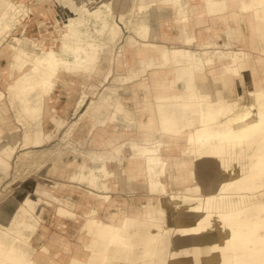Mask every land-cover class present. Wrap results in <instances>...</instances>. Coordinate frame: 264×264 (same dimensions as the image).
Listing matches in <instances>:
<instances>
[{
    "label": "bare ground",
    "instance_id": "obj_1",
    "mask_svg": "<svg viewBox=\"0 0 264 264\" xmlns=\"http://www.w3.org/2000/svg\"><path fill=\"white\" fill-rule=\"evenodd\" d=\"M15 1L21 3L23 9L24 5H28L26 0ZM15 1L0 0V33L5 27L4 20L8 16V9L16 6ZM197 1L191 0L188 6L189 11H193ZM228 1L204 0L210 7L219 5L221 8L219 18L226 22L233 16L232 13L227 12ZM230 1L233 9H238L237 18L241 9L250 24H254L256 18H264V2L261 0ZM133 2L122 11V18L127 19V23L137 31L153 38L163 37L162 28L156 30L146 22L141 24L133 22L132 14L137 10L138 5L153 4L164 7L173 4L180 8L182 13H185L181 0H134ZM56 3H58L59 14L58 17L52 19L55 28L51 31V34L55 36L70 35L72 27L69 24L73 20L89 22L85 15L87 7L91 13L96 14L98 19L104 17L106 20L102 28L94 24V27L100 32L106 28L109 22L108 14L112 15L110 10L100 5L89 6L88 0H37L35 7L29 4L26 10L29 12L35 8L40 16H49L48 12L54 13ZM69 9L74 14L67 16ZM34 11L36 12V10ZM51 16L55 17V13ZM60 19H63L64 23L59 22ZM66 19L69 21L67 22ZM111 21V24L115 26L116 21ZM36 22L39 24L40 33L49 25L39 17H36ZM29 36V33L24 29L22 36L15 37V41L18 43L3 47L2 53L9 54L6 79L20 100L19 111L24 112L21 116L33 123L34 118L40 113L42 115L44 113L40 107L39 97L34 101H31L29 97H24V87L43 86L47 91L58 83L64 86H77L82 81H73L65 77L67 68L72 67L71 62L68 59L60 58L54 49H48L42 55L35 56L38 48L34 44H38V42L33 39L27 44ZM131 44L132 42L129 45L131 46ZM204 47L202 54L207 57L209 63L215 64L217 57L214 55L215 49H213L212 43L205 44ZM128 50V46H124V54ZM24 53H32V55L24 56ZM237 53L238 51L235 52V54ZM234 57L237 62L234 66L238 75L237 84L234 87H217L216 92L219 100L212 101L216 95L210 83L209 86L204 84L198 88L199 98L202 99L198 106L200 109H208L212 117L216 118L217 116L216 122L210 127L203 126L198 130L194 129L191 124L174 129L172 145L167 143V139L165 140L168 144L167 148L172 150L167 152L171 154L162 152L168 157V160L164 161L163 169L155 172L152 165L144 168L151 180L154 174L158 175L159 172H162L164 176L168 177V180L170 179L168 183H171V186L181 188V192L162 194L161 204L158 205L165 212L170 211L172 214V221L176 223V227L173 228L175 232L172 231L178 240V249L171 252L163 245L166 242L165 238H160L158 241L159 229L142 231L126 224L125 229L120 232L115 230L116 226L111 223L106 224L105 230L98 231L93 230L90 225H86L83 230L77 233L78 238L72 242L58 231L47 238L48 226L44 225L42 236H45V242L36 249L26 243V240L31 237L24 239V228L30 229L34 233L38 229L37 224H39L31 218L36 203L27 200L19 203L16 215L14 217L12 215L10 218V223L17 226V233H11L0 227V264H96L93 263L94 255H107L111 249L114 252L121 251V255H124L123 258L126 260L129 252L124 250V246L129 250L134 249L130 264H149L145 259L152 254L163 255L165 260L164 255L169 253L172 255L173 264H264V194L252 197L249 193H242L239 198L234 197L233 194L264 187V72L258 73L254 67L247 71L244 64L247 62L246 65H248L253 60L248 57L246 61L240 60L237 55ZM128 62L130 63L129 72L123 76L129 81L128 85H170L171 81L166 73L156 74V70L153 69L151 74L141 78L139 74L133 73L131 58L128 59ZM257 62L262 63L264 60L258 59ZM140 64L142 70L145 71L153 62L147 56ZM223 67L230 70L228 63H224ZM221 75L222 73L219 74V78H222ZM115 78L119 79L122 76ZM223 81L221 80V82ZM235 91H238L240 95L235 99H228L230 95H235ZM193 95H195V90ZM2 98L3 92L0 90V99ZM148 99L150 100V98ZM95 104L99 109L101 102ZM191 105L190 103L189 108ZM225 111L227 114L223 116ZM35 127L45 132L44 122L37 121ZM79 140L84 143V140ZM179 140L185 141V144L176 150L173 142ZM120 142L125 143L123 140ZM0 147L10 148L2 143H0ZM64 147L75 148L76 146L67 142ZM247 148L251 150L247 151ZM62 149L46 148L37 153L35 159L38 163H48L49 169L52 162L64 157ZM54 152L59 155V158L52 157ZM86 152L105 157L101 151ZM52 159L55 160L52 161ZM208 160L214 163V167L209 173H205L204 166ZM68 163V160H63L59 166V169H63L65 174H68L66 171ZM168 170L169 172H167ZM160 189L165 191L166 184H161ZM199 191L200 193L202 191L209 193L201 196ZM173 198H176L175 202L172 201ZM2 210L0 209V212ZM133 226L135 227V224ZM91 233L100 234L103 239L98 242H89V238L86 237ZM249 239L254 242H250ZM158 242H161V245L155 246ZM92 245L95 246L91 247ZM71 246H77V252L74 255L71 254ZM111 264H124V261ZM161 264L167 263L162 262Z\"/></svg>",
    "mask_w": 264,
    "mask_h": 264
},
{
    "label": "crops",
    "instance_id": "obj_2",
    "mask_svg": "<svg viewBox=\"0 0 264 264\" xmlns=\"http://www.w3.org/2000/svg\"><path fill=\"white\" fill-rule=\"evenodd\" d=\"M181 1L184 4L185 13L173 4L164 7L151 5L148 9H144L146 7L144 5H138L137 10L132 14L133 22L137 24L146 22L156 30L162 28L163 37L153 38L144 35L131 26L136 35L131 34L127 43L122 46V49L128 46L132 51L130 55L125 53L127 56L123 61L127 66L125 75L129 72L128 59L131 58L134 74H139L142 78L151 74L153 69L156 70V74L164 72L171 81L169 86H127V93L110 87L104 92L102 99L98 101L91 99L86 109L89 110L94 106V113L86 114L77 125L74 121L80 117L83 106L76 110V103L83 86H76L78 89L76 91H72L71 86L69 89L68 86H56L53 95L49 97L48 104L51 111H45L44 129L45 133H52L54 137L45 140L39 146L43 147L45 144L54 142L62 130L64 131L74 122L73 125L76 126L72 139H77V142L71 143L76 147L65 150L62 159L53 160L54 162L49 166L52 173L45 171L32 175L3 190L4 194L15 191L20 198L24 197L36 203L31 218L39 223L37 224L38 229L32 233L30 229L24 228V239L31 237L26 240L31 247L38 249L45 242V236H42L44 225L48 226L47 238L58 231L69 241L76 240L78 236L70 237L59 230L64 227L63 225L61 227L63 223L61 217H65V221L67 218L79 220L80 224L75 225L78 232L86 225H90L95 231L105 230L108 223L115 225V230L120 232L125 229L126 224L142 231L153 228L160 230L166 226L169 212H165L158 206L162 197L159 188L164 182L162 178L164 174L162 172L158 175L154 174L151 180L144 168L152 165L155 172L157 168H163L164 161L168 160V157L164 154L156 158L154 156L151 158V156L156 155L157 150L165 152L168 149V142L166 143L165 140L171 138L174 129L188 124L197 130L203 126H211L210 123L205 124L210 118L209 111L200 109L198 106L202 102L199 98V86L204 84L209 86L210 83L216 95L212 101H216L219 100L217 87H234L237 84V76L231 71L228 72V78L223 82L219 77H215L217 72L211 69L207 57L202 54L205 44L212 43L215 49L214 55L217 58L221 54V48L228 50V57H232V53L239 48L244 61L247 57L253 60L248 65H246L247 62L244 64L247 71L254 67L258 73L264 72V62H257L258 59L264 60V18H256L254 24H250L242 9L239 10L240 14L237 18L238 9H233L229 0L227 12L232 13L233 16L228 19V23L219 18L221 14L219 5L210 7L204 0H198L191 12L188 10L191 0ZM156 11L158 19L154 20L152 16ZM162 16L165 17L163 20L160 19ZM116 24L120 25L119 20H116ZM130 42H132L131 46ZM125 54L114 57L111 61V66L107 67L110 71L109 77L113 74L115 77L122 76L121 73L124 71L114 66L119 59L122 63V57ZM147 56L153 64L144 71L140 63ZM107 58L112 59L109 55ZM3 59L5 57H0V66L5 62L4 72L8 73V59ZM1 83L2 79H0V85ZM1 87L6 88V86ZM92 87L88 86V89ZM194 90L195 95H193ZM91 95L94 94L91 93ZM97 102H101L99 109L95 104ZM190 103L192 105L189 108ZM19 110L9 95L0 99V143L4 141L6 146H15L10 157L11 174L5 177L4 183H7L14 175V170L11 169L13 157L27 147L23 145L25 127L24 116L21 114L24 112ZM54 117L66 119V123L59 130ZM112 118L114 120H110ZM212 118L214 119L215 116ZM69 129L71 131L72 128L69 127ZM69 129L65 132L68 133ZM79 139L84 140V143ZM86 151H101L105 157L88 154ZM63 160L69 162L66 166L69 176L67 181H62L61 177L55 173L60 170L59 166ZM46 176L50 178L39 179ZM35 183L40 192L44 191L42 192L44 195L39 191L25 195L27 191L32 190ZM58 183L75 185L83 190L79 194L75 192L63 197L45 186V184L58 185ZM155 196H157L156 202L154 201ZM56 199L59 202H56ZM140 199L147 201L139 204ZM50 204H55V212L60 218L58 228L54 231L49 225L43 223L44 208ZM105 204H107L106 208ZM112 205H119V207L111 210L109 207ZM15 210L14 205L11 208L13 217L16 215ZM86 238H89V242H98L103 239L100 234L94 233ZM159 245L161 242L155 244V246ZM163 245L171 251L173 244L166 240ZM124 250L129 252L126 260L123 258L124 255H121V251L114 252L111 249L103 259L94 256L93 263L111 264L124 261V264H130L134 249L129 250L124 246ZM71 254L74 255L72 246ZM164 257L165 260L163 255L152 254L145 261L149 264H161L162 262L173 264L170 253Z\"/></svg>",
    "mask_w": 264,
    "mask_h": 264
},
{
    "label": "rangeland",
    "instance_id": "obj_3",
    "mask_svg": "<svg viewBox=\"0 0 264 264\" xmlns=\"http://www.w3.org/2000/svg\"><path fill=\"white\" fill-rule=\"evenodd\" d=\"M12 1H15V0H12ZM133 1L134 0H88L89 6L100 5L103 8L105 7V9L110 10L112 12V15L108 14L109 22L106 28L101 32L98 31L94 27V24L102 28L106 20L104 19V17L98 19L95 13H91L89 11L88 7L86 8L87 11H85V15L88 17L89 22H85L84 20H80L79 22L76 20H73V22L69 24V26L72 27V30H71V34L68 36H66V34L55 36L51 34V32L48 33L47 31L40 33L41 32L40 29L38 33L41 34L40 35L41 37L37 36L38 33L36 31L38 30V28L35 25V23H32L31 27L27 31V33H29L30 35L27 38V44L32 42L33 39H36V41L38 42V44H34V46L38 48L37 49L38 52H35L36 53L35 56L42 55L43 52L48 49L50 50L54 49L60 58L68 59L71 62L72 67L70 69L66 67L67 70L65 71V77L73 81H78V80L82 81L81 84L77 85V86H83V87H82L81 93L76 103V110H78L80 107L83 106V111L80 117L74 121L76 122V125L78 121H80L86 114L94 113V106L90 107L89 110L86 109L87 108L86 106L93 98L96 99V101L102 99L104 92L108 90V88L110 87L115 88L117 90L124 91V93L128 92L127 86H130L128 85L129 81L124 79L123 77L126 74L125 71L127 68L126 64H124L123 62L125 58H127L126 54L122 57L123 58L122 63H120V59H119V62H116L114 66V68L121 69L122 71H124L123 73H121L122 78L114 80L115 78L114 74L113 76L111 75L109 77L110 71L107 67L111 66L112 64L111 61L114 60V57H119L120 55L124 53L122 46L125 43H127V41L129 40V36L131 34L136 35L131 25L127 23V19L126 20L122 19V16H123L122 10L130 6ZM15 3H16L15 7H11L8 9V12H7L8 16L4 20L5 27L3 28V32L0 33V57L1 58L5 57V59H8V61H9V54L2 53V48L12 43H18L15 41V37L22 36L23 28L25 26V23L23 22V18L29 13L26 9L28 8L30 4V0H26V3H28V5H24V9L22 8L21 3H17L16 1ZM151 5L153 4L147 5L146 7H144V9L150 8ZM35 10H36V16H35V19H36V17L40 16V13H38L37 9ZM157 11L152 16L154 20L158 19ZM53 12L54 13L56 12L55 9ZM48 13L49 15L54 14L50 12ZM69 14L73 15L74 12L69 9L67 12V16ZM104 16L107 17V15H104ZM135 17H136V14H135ZM164 18L165 17L162 16L160 19L163 20ZM111 20H114V21L119 20V23L121 26L116 23H115V26H113L111 24L112 22ZM66 21L68 22L69 20L66 19ZM53 42H55L54 45H53ZM236 51H238L237 54H235ZM127 53L128 55H130L132 51L129 50ZM228 54L229 52L226 48H221V54L218 56L215 64H211L208 62L210 64L209 66L211 67V69L217 72L215 75L216 78H218L219 74L222 73L221 75L222 78H220L221 80L227 79L228 72L230 71L234 73L238 78V75L236 74L234 70V66H236L235 64H237V62L235 61L236 58L234 56L237 55V57H239L241 60L242 59L241 50H239V48L238 49L236 48V50L232 53V57H228ZM23 55L31 56L32 53H28V54L24 53ZM108 55L111 56L112 59L107 58ZM224 63H228L230 65V70H226V68L223 67ZM75 67H78V68H75ZM5 68H6L5 62H3L0 66V79H2V83H1L2 85H0V90L3 92V97L6 95H9L12 99L13 104L16 103L17 107L19 108L20 100L16 96L15 91L12 89V86H10L9 81H7L6 79L7 73L4 72ZM7 69H8V64H7ZM1 86H6V88H3ZM56 86H64V85L59 84V83L55 84L54 86H51L50 89L47 91L44 90L43 86L24 87V97H29L31 101H34L37 97L40 98V101H41L40 107L44 115L40 113L36 118H34L33 123L29 122V120H27L24 117L25 139H24L23 145L27 147L26 148L24 147L23 150L19 151L17 155H15L16 157H13L11 169L13 168L14 175L7 183H4L3 180L5 179L6 176H9L11 174L10 157L13 153V148L15 146L13 145L10 148L8 147L9 149L0 147V209H3L2 212H0V227L11 233H17L16 231L17 226L14 223L13 224L10 223V218L13 215L11 208L15 205V209L17 210L19 203L27 201V198H24V197L20 198L16 194L15 191L14 192L11 191V192H8L7 194H4L3 190L8 187H12L16 185L20 180H23L32 175H38L45 171H47L48 173H52V171L48 169V166H47L48 163H41V162L38 163V161H36L35 158L37 157V153L41 152L42 150L46 148H50V147H56L57 150H60L63 148L62 152L65 153V150H68L70 148V147H64L65 143L77 142V139H72V133L76 126V125H73L74 123L73 122L64 131L62 130V132L60 133V136L55 138L54 142H52L51 144H45V146L43 147L39 146L45 140L52 139L54 137V134L52 133L51 134L49 133L48 135V133H45L44 131H40L37 128H35V123L39 120L44 122L45 110L51 111V108L49 107V104H48V99L49 97L53 95V91L55 90ZM88 86H93V87L91 89H88ZM69 87L70 86H68V89ZM70 89H73L72 91L78 90L76 86L75 87L71 86ZM91 93H93L94 95H91ZM82 94H84L83 97H82ZM239 95H240L239 92L235 91V95H230V98L228 97V99H235ZM226 114L227 112L225 111L223 113V116H226ZM208 116L210 118L209 120H207L208 123H205V124L210 123V125L212 126L214 122H216L218 117L216 116V118L213 119L211 116V113L208 114ZM54 118L56 120L57 127L59 130L66 123V119L62 117L61 118L54 117ZM110 120H114V119L112 118ZM69 127H72V129L70 132L66 133L65 131H67ZM173 136L174 134H172L171 138L168 139L169 145H172ZM1 143L6 146L4 141ZM173 143H175L173 145L175 146V149L177 150L179 149V146L185 144V141L179 140L178 142L174 141ZM28 144H32V146H28ZM171 150L172 149L170 150L167 149L165 151L166 154H171V153H167V152H170ZM246 150L250 151L251 149L247 148ZM160 155H163L160 150L156 151V155L152 154V156H160ZM52 157L59 158V155H56L54 152ZM53 160L55 159H52V161ZM206 163L207 164L204 166L205 167L204 172L209 173L211 169L214 167V163L211 160L206 161ZM162 169L157 168L158 171H161ZM55 173L61 177L62 181L69 180L68 174H65L63 169ZM48 178L50 177L46 176L43 178L41 177L39 179L44 180ZM162 178H164V182L162 183V185L165 183L167 186V189L165 191H162L159 188L160 190L159 192L161 194H171L173 192H181V188L179 186H171V183H168V181H170V179L168 180V177L162 176ZM36 186H37V183H35L32 190L27 191L25 195L30 192L37 193V191L39 190L36 188ZM45 186H48L50 190L54 191L56 194H59L63 197H66L65 195H72V193H75V192L79 194L83 190L79 188L78 186L71 185V184L63 185V184L58 183V185L45 184ZM260 188L261 187L257 189L256 188L248 189L247 191L235 192L233 194H234V197H237V198L241 197L242 193H249L252 195V197L262 196V194H264V187L262 189ZM42 192L44 191H41V192L39 191L40 194L44 195ZM207 193L209 192L202 191V193H200L199 191V194H202L201 196H205ZM51 198L53 199L54 197H51ZM55 201L59 202L58 199H56ZM146 201H147L146 199H140L139 204H142L143 202H146ZM154 201L155 202L157 201V196H155ZM172 201L175 202L176 198H173ZM46 206L47 207H45L43 211V217H45V219H43V223L49 225L50 229L54 231L55 229L58 228L57 226H58V222L60 221V218L58 214L55 212V207H56L55 204H50ZM104 207L106 208L107 204H105ZM118 207L119 205H112L109 208L111 210H116ZM168 212H169L168 224L164 226L163 228H161L159 230V233L157 234H159L158 241L160 240V238H165V240H169V242H172L173 245L171 248V252H173L174 250L178 249L179 243L174 233L175 230L173 229L176 227V223L172 221V214L170 213V211ZM50 216H51V219H50ZM61 218H62L61 222H63L61 223V227L62 225L64 227H62L59 230H62L65 234H68L70 237L76 238L78 231L75 228V225L78 226L80 224V221L79 220L76 221L72 218H67V221H65L64 220L65 217H61ZM172 230H174V232ZM34 240L35 242L37 241L36 238ZM249 240L250 242H254V241H251V239ZM237 242H241V241H237ZM176 244H177V247H176ZM73 250L75 254L77 252V246L76 247L74 246ZM94 256L100 257L103 259L107 255L103 254L101 256L100 254L98 255L95 254Z\"/></svg>",
    "mask_w": 264,
    "mask_h": 264
},
{
    "label": "built area",
    "instance_id": "obj_4",
    "mask_svg": "<svg viewBox=\"0 0 264 264\" xmlns=\"http://www.w3.org/2000/svg\"><path fill=\"white\" fill-rule=\"evenodd\" d=\"M30 5L32 7H35L36 6V0H30ZM34 10H35V8L33 10H30L29 13L23 18V22L25 23V26H24L23 30L25 29L26 32L29 30V28L31 27V24L32 23H35V25L38 28V30L36 32L38 33V31H39V28L40 27H39L38 22H36V19H35L36 12ZM55 11H56L55 12V17H53V16L50 17V15L49 16L48 15H46V16H39V18H42L43 20H45L47 22V24H49L48 26L47 25H44V26H47V29L45 28L44 31H47L48 33L51 32L52 30H54V28H55V25L53 23L54 21L52 19L53 18L55 19L56 16L58 17V14H59L58 3L55 4ZM59 22L64 23V20L63 19H60ZM40 35L41 34L38 33L37 36H40Z\"/></svg>",
    "mask_w": 264,
    "mask_h": 264
}]
</instances>
